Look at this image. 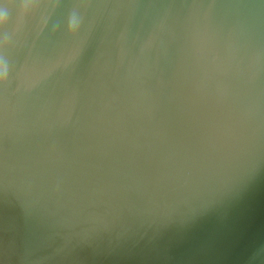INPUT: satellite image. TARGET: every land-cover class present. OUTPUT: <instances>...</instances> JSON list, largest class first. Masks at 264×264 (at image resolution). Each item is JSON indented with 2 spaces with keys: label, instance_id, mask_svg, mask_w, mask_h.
Returning a JSON list of instances; mask_svg holds the SVG:
<instances>
[{
  "label": "water",
  "instance_id": "water-1",
  "mask_svg": "<svg viewBox=\"0 0 264 264\" xmlns=\"http://www.w3.org/2000/svg\"><path fill=\"white\" fill-rule=\"evenodd\" d=\"M0 264H264V0H7Z\"/></svg>",
  "mask_w": 264,
  "mask_h": 264
},
{
  "label": "clouds",
  "instance_id": "clouds-1",
  "mask_svg": "<svg viewBox=\"0 0 264 264\" xmlns=\"http://www.w3.org/2000/svg\"><path fill=\"white\" fill-rule=\"evenodd\" d=\"M3 7H4L5 9H7L8 7H10V5H9L8 2H7V0H5V3H4V5H3ZM6 14H7L6 11H0V16H4V15H6Z\"/></svg>",
  "mask_w": 264,
  "mask_h": 264
}]
</instances>
